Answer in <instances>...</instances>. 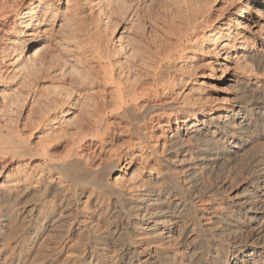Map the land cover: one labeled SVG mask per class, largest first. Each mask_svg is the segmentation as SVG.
<instances>
[{"label":"bare ground","instance_id":"obj_1","mask_svg":"<svg viewBox=\"0 0 264 264\" xmlns=\"http://www.w3.org/2000/svg\"><path fill=\"white\" fill-rule=\"evenodd\" d=\"M16 1L0 0V30L15 18L0 47L10 73L0 74V169L15 159L22 179L0 187V264L41 255L48 228L60 223L56 210L87 215L57 234L61 248L76 223L95 217L94 245L77 255L87 253L86 264H264V31H244L253 10L264 15V0H240L239 13L217 20L215 0L180 1L159 37L134 28L109 38L93 12L89 21L88 0ZM138 9L120 13L133 19ZM44 39L57 42L60 55L30 63ZM207 55L232 64V101L197 104L192 87L179 91L206 73ZM197 93L196 100L207 94ZM122 132L124 144L114 146ZM136 148L141 154L131 155ZM247 152L240 173L223 176ZM122 168L128 180L113 176ZM38 192L39 204L13 202ZM116 235L119 253L107 261L96 246Z\"/></svg>","mask_w":264,"mask_h":264},{"label":"rangeland","instance_id":"obj_2","mask_svg":"<svg viewBox=\"0 0 264 264\" xmlns=\"http://www.w3.org/2000/svg\"><path fill=\"white\" fill-rule=\"evenodd\" d=\"M95 1L96 0H94V1L88 0V5L90 4V6H88L89 8L87 7V11L89 9L90 12H88L87 14H89L91 17L89 21H92L94 18H97V19L99 18L98 24L99 23L100 24L97 26L98 30L101 31L102 34L101 33L100 34L102 36L104 33L105 36L107 38H109L108 37L109 35L110 36H114V35L119 36V35H125V34L132 35L134 28L138 29L139 31H143L147 36L149 35V37H151V36L154 37L155 35L159 37L160 35H162V33L164 31L163 29H166V22L168 21L169 17L171 18V16L174 14L176 6L178 5V2L186 1V2H190V3H195V4L199 3L200 4L203 1L211 2L212 0H119V1L114 0V2L112 0H110V1L107 0L106 2L103 0L104 3L101 2V4L98 3L99 5L98 4L94 5ZM15 2H17V1L15 0ZM120 4H122V5H120ZM215 5L219 10L218 15L215 17L216 20L218 19L219 15L223 16V15L228 14L230 12L236 11L237 7H239V8L237 9L236 12L239 13V10L244 7V5H242V3H240V0H215ZM59 6H63V4L59 3ZM59 6H57V7H59ZM112 6H114V7H112ZM135 7L137 9L139 8L140 10L139 9L137 10V13H136L137 15H134L133 19H132V17H131V19H129V16L125 17V15L120 13V11L122 9L123 10L124 9L129 10V9L135 8ZM99 9H101V10L99 11ZM98 11H99V13H98ZM92 12L94 15H97V16L99 15V16L94 17V15L91 14ZM121 15H123L124 17ZM136 16H139L140 19H138V17H136ZM12 17H13V15L11 14L9 16L8 21L6 22V26L3 27L4 30H2V31L0 30V47L3 46V44L8 40L7 38H10V36L12 34L11 29H13V27H14L13 22H15V18L14 17L12 18ZM94 20H96V19H94ZM99 20H101V21H99ZM134 24L137 26H135ZM138 24H140V26ZM132 26H133V29H131ZM138 26H139V28H138ZM254 26H255V29L259 28L262 31H264V15H259L256 11L253 10L252 14L248 17V20L245 22V25H244V27H245L244 31L248 35V37H251V35L248 33L249 27L253 28ZM53 29H54L53 30L54 37H56V39H58V37L60 35V28L58 27V25L57 26L55 25V27ZM3 31H5V32H3ZM56 43L57 42L54 43L48 39H44L43 42H40L30 52L29 58L31 60L28 58L29 62L33 63V64L34 63L37 64V62L43 61L44 58H45L44 61L49 60V58H51L56 53H57V55H60L59 51H58V44H56ZM259 44L257 45L259 48L264 47V45H262V44L259 45ZM4 52H1L0 55L5 54ZM210 60H211L210 55L205 56L203 61L207 65V67H205L206 73L199 75L196 79L192 80L187 85L183 86L179 91L184 90L185 92H187L189 90V88L192 87L193 88L192 92H189V93H193L195 91L194 92L195 94L193 93L194 95L191 96L192 100L190 99L191 100L190 102L197 103V104L200 102H205L206 100H210V99H212V100L222 99V100L232 101V99H231L232 94L237 90L234 83L232 81H228V78H227V77H229V75H233V73H234V68H232V64H229L228 67L225 68L223 66V64L226 63L225 60L221 59L220 60L221 62L214 61V62L209 63ZM31 61H33V62H31ZM66 62H68V60ZM21 63L26 64L27 62L25 60L24 61L22 60V62H20V65H21ZM68 63L69 64H66V66L73 67L74 68L73 70L80 69L79 68L80 66L75 64L74 62L69 61ZM213 64H214V69H213V71H211L210 65H213ZM0 67H1V70L3 69L0 72V74L2 73V75L4 76L5 74L8 73V72L6 73V71H4V69H6V66L1 64ZM21 67H22V65H21ZM7 71H8V69H7ZM23 72L24 71H21V72H19L18 75L16 74L17 79H15V81L19 82L22 79ZM8 75H10V73H8ZM231 77H233V76H231ZM42 82L45 84L47 83L46 85L50 84L49 80L40 81V83H42ZM202 89L205 92H207L206 95H203V97L205 96L206 98L202 97V99L196 100V96L198 97L197 91H201ZM18 104L19 103H17V105ZM21 110H22V103L20 105H18V107L16 108V113L14 114L15 118L20 117V111ZM155 124L156 123L152 124V126L149 127V129L151 128L150 130L148 129V132L150 131L151 136H153V138H152L153 140L155 139L154 137L160 135V132L158 131L157 125L153 126ZM171 124L173 126H176L175 124H173V121H171ZM167 134H169V132H167ZM125 140H126V135H125V133L122 132L121 137L117 138L115 140L114 146H121L122 144H124ZM31 141H32L33 145H35L37 142L36 139H32ZM132 151H134V152L131 153V155L141 154V152L137 148L133 149ZM248 154L250 155L251 153L250 152L245 153L244 155H242L243 157L240 156L239 158H237L236 161L230 160L227 167H225V169L221 170L223 173V176H225V175L227 176L228 173L231 176L239 174L240 173L239 171H241L242 166L244 164H246V161H248V159H249ZM128 155H130V154H128ZM245 159H247V160H245ZM11 162L12 163L10 166H5V168L0 169V187H1V185H3L5 187L12 181H15L17 179L18 180L22 179L21 178L22 177V171L20 170V167H15V165H16L15 159L11 160ZM240 162H241V164H240ZM239 167H241L240 170H238ZM227 170H229V171H227ZM126 173H127L126 169L122 168L121 171H119V173H116L113 176L120 174L119 177L121 179L125 180L128 178ZM229 174H228V176H229ZM5 175L7 177H5ZM236 178H238V177H236ZM131 179L133 180V178H131ZM131 179H129L130 184L133 183V181ZM243 180L244 179L239 178L238 182L242 183ZM41 198H42L41 193L38 192V193H35V195L33 197L29 198L30 200L17 197L16 202L15 201H13V202L18 204V205L16 204L17 208H21L22 206H24V204H28V205H32L34 203L39 204ZM107 206H110V205L107 204ZM55 213L58 215L60 213V215H59V216H61L60 219H59V217H57L58 220L60 221V223L59 222H57V223H59L61 225L57 224L56 226L53 225L52 227L50 226L48 228V234H49L48 236L49 237L47 238V241H46L48 243L47 244L48 247H46L47 249L44 248L43 249L44 251H42V254L44 252L45 253L43 255L41 254V255L36 256L35 255L36 251L34 250L35 252L33 251L32 253H30L29 258H28V256H26L25 260L22 261L23 264H86L85 259L88 258V254L86 253L84 256L85 258L83 257V259H81L77 255L80 254L82 249L89 250L91 248V246L94 245V243L89 239V236H90V232H92L94 230V228L96 227V226L94 227L95 224L93 225L92 222L90 221V220L94 219L95 217L91 218L87 221H84L83 223L81 222V224L76 223L74 225V228H72L71 235L68 237V241L66 242V247L61 248V247H58L57 244H54L56 239H57V234L62 232V231H66V229L69 227V222H72L73 218H74V222H79L80 220L82 221V219H84V217L87 215H85V213L83 212V213H80L77 215L75 214V215L70 216L67 214V212L61 213L58 210H56ZM96 216H98V215H96ZM102 226L99 229L97 228V230L94 233L98 234L101 231L106 229V226H103V227ZM53 227H55V228L53 229ZM55 233H56V237H55ZM119 243L120 242H119L118 236L116 235L110 241V244L108 247L104 246V245H100V246L97 245L96 251L103 253V255L105 254L104 257L106 256L105 258L107 259V261H110L111 259H115V257L118 255L119 250H120L119 249L120 245H118ZM122 264H125V263L123 262ZM132 264H137V261L133 260Z\"/></svg>","mask_w":264,"mask_h":264}]
</instances>
